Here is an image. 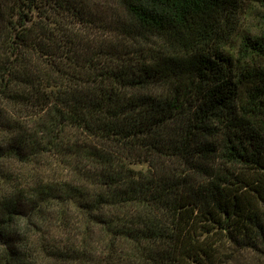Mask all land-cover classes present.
<instances>
[{
    "label": "trees",
    "instance_id": "16d2710c",
    "mask_svg": "<svg viewBox=\"0 0 264 264\" xmlns=\"http://www.w3.org/2000/svg\"><path fill=\"white\" fill-rule=\"evenodd\" d=\"M80 261L264 264V0H0V264Z\"/></svg>",
    "mask_w": 264,
    "mask_h": 264
},
{
    "label": "rangeland",
    "instance_id": "374dc122",
    "mask_svg": "<svg viewBox=\"0 0 264 264\" xmlns=\"http://www.w3.org/2000/svg\"><path fill=\"white\" fill-rule=\"evenodd\" d=\"M56 167H58V170H60V173L62 172V170L65 175L69 173V168H67L68 166L63 162H59V164L56 165ZM98 233L101 234L100 231H98ZM95 238H97L96 235H95ZM79 264H82V262L80 261Z\"/></svg>",
    "mask_w": 264,
    "mask_h": 264
}]
</instances>
